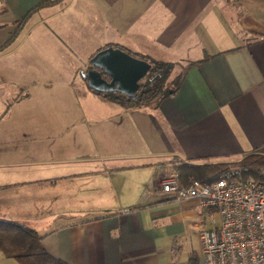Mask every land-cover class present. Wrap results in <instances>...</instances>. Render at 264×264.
I'll return each instance as SVG.
<instances>
[{"label": "crops", "instance_id": "obj_1", "mask_svg": "<svg viewBox=\"0 0 264 264\" xmlns=\"http://www.w3.org/2000/svg\"><path fill=\"white\" fill-rule=\"evenodd\" d=\"M108 47L193 65L124 109L84 78ZM0 57V220L69 264H204L206 212L161 181L264 154V0H0Z\"/></svg>", "mask_w": 264, "mask_h": 264}, {"label": "built area", "instance_id": "obj_2", "mask_svg": "<svg viewBox=\"0 0 264 264\" xmlns=\"http://www.w3.org/2000/svg\"><path fill=\"white\" fill-rule=\"evenodd\" d=\"M161 190L176 200L196 199L206 212L212 227L200 231L204 264H264V182L224 178L182 185L172 173Z\"/></svg>", "mask_w": 264, "mask_h": 264}, {"label": "trees", "instance_id": "obj_3", "mask_svg": "<svg viewBox=\"0 0 264 264\" xmlns=\"http://www.w3.org/2000/svg\"><path fill=\"white\" fill-rule=\"evenodd\" d=\"M152 68L141 83L135 97H126L119 93H100L109 101L124 109L146 108L178 93L185 71L176 78H171L175 64L151 61ZM177 172L182 185L193 180L209 184L220 179L229 181L256 180L264 182V154L250 153L238 161L182 164ZM238 172V174H236ZM0 253L6 258L14 259L19 264H69L51 255L42 243V237L26 224L0 220Z\"/></svg>", "mask_w": 264, "mask_h": 264}, {"label": "water", "instance_id": "obj_4", "mask_svg": "<svg viewBox=\"0 0 264 264\" xmlns=\"http://www.w3.org/2000/svg\"><path fill=\"white\" fill-rule=\"evenodd\" d=\"M152 68L150 61L116 47L99 51L84 74L88 86L99 93L135 97Z\"/></svg>", "mask_w": 264, "mask_h": 264}, {"label": "rangeland", "instance_id": "obj_5", "mask_svg": "<svg viewBox=\"0 0 264 264\" xmlns=\"http://www.w3.org/2000/svg\"><path fill=\"white\" fill-rule=\"evenodd\" d=\"M1 58V57H0ZM1 61V59H0ZM181 72V68L175 66L173 72H172V75H171V78H176L178 76V74ZM6 109V106L3 104V103H0V115L5 111ZM4 122L1 121V118H0V124H3ZM1 173H4L0 170ZM237 180L233 181V182H236ZM217 225L219 226V220L217 219Z\"/></svg>", "mask_w": 264, "mask_h": 264}]
</instances>
